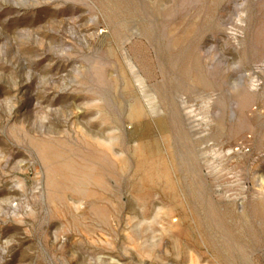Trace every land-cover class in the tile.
Returning a JSON list of instances; mask_svg holds the SVG:
<instances>
[{"label": "rangeland", "instance_id": "obj_1", "mask_svg": "<svg viewBox=\"0 0 264 264\" xmlns=\"http://www.w3.org/2000/svg\"><path fill=\"white\" fill-rule=\"evenodd\" d=\"M0 264H264V0H0Z\"/></svg>", "mask_w": 264, "mask_h": 264}]
</instances>
